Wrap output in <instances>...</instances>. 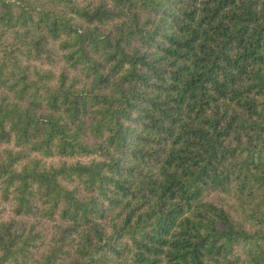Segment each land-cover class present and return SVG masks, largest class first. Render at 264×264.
Segmentation results:
<instances>
[{"label": "trees", "instance_id": "16d2710c", "mask_svg": "<svg viewBox=\"0 0 264 264\" xmlns=\"http://www.w3.org/2000/svg\"><path fill=\"white\" fill-rule=\"evenodd\" d=\"M0 264H264V0H0Z\"/></svg>", "mask_w": 264, "mask_h": 264}]
</instances>
